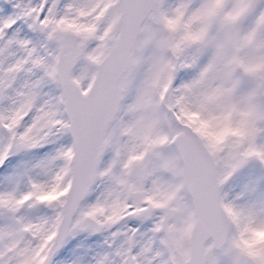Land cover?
Returning a JSON list of instances; mask_svg holds the SVG:
<instances>
[{
    "label": "snow or ice",
    "instance_id": "6c2138e0",
    "mask_svg": "<svg viewBox=\"0 0 264 264\" xmlns=\"http://www.w3.org/2000/svg\"><path fill=\"white\" fill-rule=\"evenodd\" d=\"M0 264H264V0H0Z\"/></svg>",
    "mask_w": 264,
    "mask_h": 264
}]
</instances>
